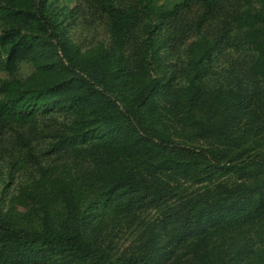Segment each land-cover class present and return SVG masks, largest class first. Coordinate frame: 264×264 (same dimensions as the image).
<instances>
[{"label":"trees","instance_id":"trees-1","mask_svg":"<svg viewBox=\"0 0 264 264\" xmlns=\"http://www.w3.org/2000/svg\"><path fill=\"white\" fill-rule=\"evenodd\" d=\"M57 1L0 0V156L32 171L0 207V264H264V0H230L219 34L227 0H76L93 44ZM231 36L247 71L208 86ZM180 46L182 71L153 65Z\"/></svg>","mask_w":264,"mask_h":264},{"label":"rangeland","instance_id":"rangeland-1","mask_svg":"<svg viewBox=\"0 0 264 264\" xmlns=\"http://www.w3.org/2000/svg\"><path fill=\"white\" fill-rule=\"evenodd\" d=\"M126 1L128 0H112L113 3ZM164 1L171 2L172 0ZM252 1L257 3L261 0ZM76 3V0H58L57 3H55L54 8L59 14L60 19L64 20L66 24H71L74 27L78 26V28L82 27L83 31L79 33L83 35H81L80 39L84 40L86 44H93L95 42L105 40L107 38V34L106 28L102 21H99L97 18H94L96 27L92 29H87L80 22H75L74 8L76 6ZM237 6H239L238 3L227 0L225 3L222 4L221 8H218L216 11H214L215 14L213 12L209 15V17L203 23L202 29L210 33L215 32L216 34H219V32L221 31L220 28L224 26H220V24L228 20L229 13L232 11V9L236 8ZM186 9L191 10L190 14H192L194 11L201 12L202 10L199 6L195 4H191L190 7ZM166 26H168L167 22L161 29L164 30ZM222 47H224V50H220V52L213 55L211 62L208 66V70L206 71L207 73L205 75L204 81L208 86H214V83H217L221 86L222 84L226 83L227 79L232 76L231 72L236 73L239 70V73L245 74L247 71V66L251 58V52L245 46L239 44L238 41L236 42V40H234L231 36L227 45H222ZM171 48L162 51L159 54V57L156 58L157 61L155 63L153 62V65L157 64L158 62H162V64L166 65L167 75L175 72L179 73L180 71H182V68L184 66L181 58L184 48L182 46ZM236 66H239V69ZM27 72V66L21 65L19 68V73L23 75ZM5 77L6 75L0 72V80L4 79ZM174 83H177V78H174ZM254 83H258V81H254ZM53 117L56 118L58 121L64 120V116L62 114H55L53 115ZM47 119L48 118H45V121ZM10 172L12 173L11 178L8 177V174ZM31 174L32 171L27 170L25 167L24 169H20L18 167L11 169V167L9 166V160L3 158L2 155L0 156V207L3 209V211L7 210L10 207V200L12 199L13 195L16 194V189L19 185L26 182V180L29 179ZM102 220L103 218H95L90 227H93L94 225H99ZM110 229L111 226L107 227L106 231L108 232L110 231ZM126 231L127 229H125L123 225H121L120 227L118 225L117 228L114 229V231L110 232V234L107 233L111 238L114 237L115 241L118 244L119 253L124 251L127 248L128 244H130L132 241L131 236L133 234V229L127 232ZM178 252L179 251H175V253ZM172 262L173 260H171L169 263L171 264Z\"/></svg>","mask_w":264,"mask_h":264}]
</instances>
